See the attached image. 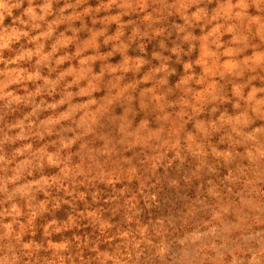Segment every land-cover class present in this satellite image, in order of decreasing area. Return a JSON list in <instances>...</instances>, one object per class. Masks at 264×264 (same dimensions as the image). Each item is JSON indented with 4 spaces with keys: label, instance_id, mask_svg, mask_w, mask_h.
Instances as JSON below:
<instances>
[{
    "label": "clouds",
    "instance_id": "obj_1",
    "mask_svg": "<svg viewBox=\"0 0 264 264\" xmlns=\"http://www.w3.org/2000/svg\"><path fill=\"white\" fill-rule=\"evenodd\" d=\"M0 264H264V0H0Z\"/></svg>",
    "mask_w": 264,
    "mask_h": 264
}]
</instances>
